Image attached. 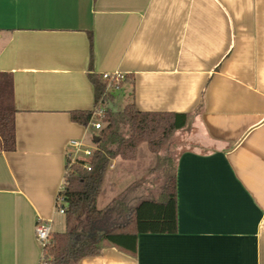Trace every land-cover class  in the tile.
Here are the masks:
<instances>
[{
	"label": "crops",
	"instance_id": "crops-1",
	"mask_svg": "<svg viewBox=\"0 0 264 264\" xmlns=\"http://www.w3.org/2000/svg\"><path fill=\"white\" fill-rule=\"evenodd\" d=\"M114 72L129 82L112 107L125 93L139 111L194 116L178 230L78 264H264V0H0V73L17 109V149L0 152V264L41 263L36 224L55 223L69 143L88 144L70 113L94 110L90 76ZM142 146L112 162L98 208L107 181L106 207L156 193L157 157Z\"/></svg>",
	"mask_w": 264,
	"mask_h": 264
},
{
	"label": "trees",
	"instance_id": "trees-1",
	"mask_svg": "<svg viewBox=\"0 0 264 264\" xmlns=\"http://www.w3.org/2000/svg\"><path fill=\"white\" fill-rule=\"evenodd\" d=\"M90 79L97 108L106 82L102 76H90ZM128 82L126 75L122 90ZM115 97L109 94L104 99L107 108L103 126L95 135L99 140L94 142L91 157L74 163L67 160L64 185L58 198V207L64 209L65 231L52 233L40 264H78L84 258L101 255L110 246L136 255L139 235L177 233V161L165 151L177 133L191 128L194 116L142 112L134 102L117 111L112 107ZM95 108L71 112L72 122L89 127L94 121ZM16 114L13 77L0 73V152L12 153L17 149ZM144 144L157 156L158 163L148 177L161 175L159 191L136 205L130 204L123 194L105 209H99L98 199L112 162L118 158L134 161L139 147ZM149 178L134 183L130 191L149 184Z\"/></svg>",
	"mask_w": 264,
	"mask_h": 264
},
{
	"label": "built area",
	"instance_id": "built-area-1",
	"mask_svg": "<svg viewBox=\"0 0 264 264\" xmlns=\"http://www.w3.org/2000/svg\"><path fill=\"white\" fill-rule=\"evenodd\" d=\"M126 74L120 72L107 73L102 75V79L106 82V89L100 104L95 108L94 121L89 125V129L99 131L102 129V118L107 105L104 101L109 94H119L122 91L121 84L125 81ZM70 153L68 158L72 163L77 160H85L91 157L94 147H87L80 141H71L69 143ZM86 168L89 169L88 165ZM60 213H64V209L57 207ZM36 239L41 244L43 249L50 244L52 238V226L50 221L39 220L36 224ZM43 256V254H42Z\"/></svg>",
	"mask_w": 264,
	"mask_h": 264
},
{
	"label": "rangeland",
	"instance_id": "rangeland-1",
	"mask_svg": "<svg viewBox=\"0 0 264 264\" xmlns=\"http://www.w3.org/2000/svg\"><path fill=\"white\" fill-rule=\"evenodd\" d=\"M125 99H126L125 98V93H123V95H122V97L120 99V103L117 106H115V108L113 106V109L117 110V111L121 110L122 109L121 107L125 105ZM89 131H90V133H89V137L87 139V143H88L87 146L88 147H93L94 143H93V140L91 139V137L97 135L99 133V131H96V130H93V129H90ZM188 139H190V136H188L186 131H182V132L177 133L176 136L174 137L173 141L171 142V144L166 148L165 153H167L168 156H170L171 159L174 162L177 161L180 153L183 152V151H186L187 149H189L191 147L190 142L188 141ZM141 148H142L141 150H143V151L145 150L146 153L147 152L149 153L148 147H147L146 144H144ZM143 151H141V152H143ZM152 156H154V155H152ZM157 163H158V160H157ZM157 163H156V165H157ZM160 176L161 175L159 173H156L155 176H153L154 178L158 177V181L156 182V185H157L156 193H157V191H159V187L162 184ZM153 177H151L150 179L151 180L154 179ZM151 182L152 181H149V183H151ZM107 184H108V181L105 183V189H104L103 195H102V197L100 199V202H99V208L100 209H103L104 207H106V205L109 203L108 201H111V200H109L110 197H111L110 196L111 195V190H109V187H108ZM156 193L151 194L150 197H153ZM129 195L130 194L128 193L127 196H129ZM135 198H136L134 200L135 202L132 205L138 204L139 201H141L140 199H143V198H140L138 196H136ZM51 226H52V233L65 231V218H64V215L59 212V210H58V213H57V217H56L55 223L51 224Z\"/></svg>",
	"mask_w": 264,
	"mask_h": 264
},
{
	"label": "water",
	"instance_id": "water-1",
	"mask_svg": "<svg viewBox=\"0 0 264 264\" xmlns=\"http://www.w3.org/2000/svg\"><path fill=\"white\" fill-rule=\"evenodd\" d=\"M98 140H99L98 137L95 136V137H94V142H98Z\"/></svg>",
	"mask_w": 264,
	"mask_h": 264
}]
</instances>
